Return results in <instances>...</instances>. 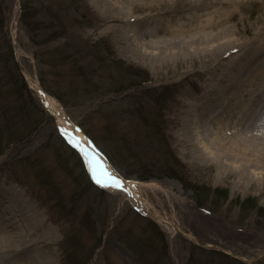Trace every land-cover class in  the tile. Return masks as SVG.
I'll use <instances>...</instances> for the list:
<instances>
[{"label": "rangeland", "instance_id": "374dc122", "mask_svg": "<svg viewBox=\"0 0 264 264\" xmlns=\"http://www.w3.org/2000/svg\"><path fill=\"white\" fill-rule=\"evenodd\" d=\"M84 1L92 22L71 27L66 35L75 33L81 44L93 45L113 68V77L124 78L116 85L134 77L118 76L124 69H138L146 81L95 95L94 85L82 81L85 75L77 74L69 53L62 50L64 39L35 46L20 20L19 0H0V203L10 206L12 198L15 205L19 197L20 210L8 221L15 236L29 233L33 244L24 257L32 251L30 264H264V220H258L256 211L264 210V0L227 6L231 12L205 30L213 36L196 45L191 41L203 34L197 32L201 19L212 10L204 0H164L161 7L150 0L133 5ZM140 24L149 29L137 33V42L131 29L139 31ZM223 24L230 25V36L219 34ZM171 37L179 41L150 40ZM251 38L254 42L245 44ZM42 47L47 77L57 71L70 80L57 86L69 87L78 100L82 97L80 105L67 109L44 90L72 123L82 121L87 131L101 134L110 120L118 132L141 141L143 153L132 154L126 168L108 161L134 180L133 192L93 182L88 162L58 129L36 86L35 56ZM12 57L23 78L17 77V83L5 70V60ZM20 78L23 96L17 88ZM102 81L114 86L109 78ZM106 101L112 103L102 105ZM96 108L89 120L85 113ZM199 112L207 116L200 133L216 138L207 149L185 133V122ZM156 123L164 126V138L179 161L175 166L208 192L206 204L213 203L215 189H225L226 198L219 200L224 204L214 211L197 205L191 188L151 167L157 157L148 140ZM142 162L150 163L143 174L138 167ZM248 198H254L255 209L239 212L238 201ZM13 258L0 249V264H12Z\"/></svg>", "mask_w": 264, "mask_h": 264}, {"label": "trees", "instance_id": "16d2710c", "mask_svg": "<svg viewBox=\"0 0 264 264\" xmlns=\"http://www.w3.org/2000/svg\"><path fill=\"white\" fill-rule=\"evenodd\" d=\"M86 8L90 9L84 0H38L35 2L33 0H20V20L24 27L29 30L30 40L35 46H43L47 45V43L50 41L64 39L61 46L62 50L69 53V60L74 62L73 68L75 69V71H77V74L85 75V79H83L84 77H80L82 81L84 83L86 82V84L94 85V88H92V90L95 95H99L100 97H102V95L105 93L118 92L123 88L125 89V87L127 86L129 87L136 85L137 82L141 83L146 81L148 77H146L143 72H138V69L133 68L129 71L124 69V74L117 75L125 77L127 74L131 73V75L133 74L134 77H128V79H126L125 77V79L128 81L126 84L124 83L116 85L117 81L123 77H113V74H115L113 68L109 67V65L107 66L105 61L103 62V57H99V53L92 49L93 45L89 47L84 46L80 43L81 39L78 38V35L75 33H71L74 37L66 35L69 28H79L87 23L92 22L94 17L90 15V12L87 11ZM65 44H68L69 46L65 47ZM39 50L41 52L39 51L40 54L35 56V63L37 65L36 67L42 87L47 92L55 95V97L67 109H69V107L71 106L73 107L74 105H80L82 102V97H80V100H78L79 94L69 93V87L61 89L56 84L63 81L64 84H69V79L65 78V76H60L57 71L55 72V77H47V65L45 66V64L47 63V52L43 50V47ZM13 58L14 57L5 60V70L8 72L9 76H11V73H13L12 80L14 83H17V77L22 78V76L18 68L14 70L16 66L14 65ZM50 63L52 62L50 61L49 64ZM107 67H109L110 70H107ZM21 78L18 80L19 86H17V88H19L18 90L22 91L23 96L25 84L22 81L23 78ZM108 78L110 79V81H108V84H114V86H105L106 82H103L102 80H108ZM112 78L114 80H112ZM108 102L112 103V101H106L103 102L102 105ZM98 111L99 108H96L92 111H87L85 114L86 116H89V120H91L93 114ZM160 117L162 118V114L160 115ZM81 123H79L81 129L90 137L95 145H97L106 154L107 158L115 164H120L126 168L129 165L128 161L131 159L132 154H137L136 156H138L140 152L143 153L144 151L139 147V144L141 143L140 140H131L130 136L125 131L121 132L118 129V132L117 128L110 122V120L107 121V126H105L106 129L104 132H101V134L90 133L89 131H87L82 121ZM154 127H152V134L150 140L148 141L151 142L150 146L151 148H153V154L157 157V160H152L153 166L151 165V167H155L158 174H163L169 177H177L184 187L191 188L196 194L194 198L197 205L203 206L210 211H214L217 204H224V201L222 203V201L219 200L220 198L221 200L226 198L225 189H215L212 198L213 203L206 204L205 200L209 197L208 192L202 191L203 186L190 181L188 178H186V175L181 172V169L175 166L179 164V161L173 155L168 140H165L164 138V126L156 123ZM99 139L103 140V144H100L101 142ZM2 149L3 147H0V151H2ZM149 166L150 163L148 165H144L142 162L138 166L140 168L139 170L142 171L140 173H145V169H147L146 167ZM83 172L86 175L85 170H83ZM124 172L126 175H128V171L126 172L124 170ZM143 178L147 179V177L145 176ZM86 179L89 181L87 175ZM254 206V198H248L244 199L243 201H238V207L240 208L239 212H248L252 210ZM256 211L258 213V216L260 217L258 220L263 223L264 210L262 208H259ZM87 224L88 223H86V225Z\"/></svg>", "mask_w": 264, "mask_h": 264}, {"label": "bare ground", "instance_id": "6f19581e", "mask_svg": "<svg viewBox=\"0 0 264 264\" xmlns=\"http://www.w3.org/2000/svg\"><path fill=\"white\" fill-rule=\"evenodd\" d=\"M128 2L129 4L133 5L136 1L139 0H122V2ZM151 3H153L155 6L157 5H164L166 3V1L164 0H150ZM206 1V3H208L209 7H211L212 10L209 11L210 15H207L206 17L201 19V24L202 27L199 28L197 30L198 33H203L200 36H198V39L196 40H192L191 42H194V44H200V43H204L206 40L210 39L213 35L212 32H205V30H209L210 26L213 25L215 22L222 20V16L224 15V12H231L229 9H227V6L231 5V4H240L242 0H204ZM146 3V2H145ZM147 4V3H146ZM161 7V6H160ZM169 9H171L170 7H167V11H170ZM154 10L150 11L153 12ZM130 18V17H128ZM126 18V19H128ZM167 18H163V20H167ZM129 20V19H128ZM126 20V22L128 21ZM168 21V20H167ZM162 21H159L158 23H156V25L161 24ZM230 25L228 24H223V27L221 28L219 34L221 35H225V36H230ZM140 28L139 31H136L135 28L131 29L132 32V38L133 40H136L137 42H140L138 40V37L140 36L139 34H137L138 32L142 31V29H149V27L145 24H140L138 26H136V28ZM203 27H207V28H203ZM152 28V27H150ZM262 36V37H261ZM178 37H171V38H165V39H160V40H152V38H150L151 41H155V42H163V43H170V42H174V41H179V39H177ZM260 38H262V40L264 41V30L261 32L260 34ZM196 42V43H195ZM254 42V38H251V40L247 41L245 44H252ZM37 88H39V86L36 83ZM40 89V88H39ZM40 91L42 92V100L45 103V105L47 106L48 110L54 115V117L56 118L57 121V126L58 129L61 128L66 129V132H63V134L65 135V137L67 138L69 135L74 136L76 139L78 140H82L83 141V147L86 151H91L92 155L95 157L98 156V154L96 153V151L93 149L90 140L86 137V135L79 129V128H74L71 126L70 123H68L65 119H63V109L61 108V105L57 102V100L49 94H46L44 91H42L40 89ZM230 101L227 100L225 102V106L228 107ZM200 114V115H199ZM199 116H201V113L199 112ZM199 116L197 117V115L193 114L190 118L189 121L185 122L184 128H186V135L187 134H191L193 138H199V142L201 143V145L204 148H208V146H210L211 140L216 139L214 136L208 137V134H211L210 132L207 131V135H204L202 133H200V129L199 127L202 125L203 121L202 118L207 116L205 114H203L201 116V118H199ZM204 130H206L205 128H203ZM243 146H246L244 142H241ZM240 143V144H241ZM211 147V146H210ZM251 147V146H250ZM247 149V146H246ZM244 150V154L245 151ZM248 150V149H247ZM89 151V152H90ZM81 152V151H80ZM210 152V151H209ZM82 154V153H81ZM216 154V153H215ZM240 153H235V155H239ZM83 155V154H82ZM241 155V154H240ZM99 157V156H98ZM88 159L85 157V160ZM105 163V167H107L108 169L112 170L113 172H115L116 174H118L120 177H122L126 183L124 184V188L127 189L128 191H132L133 192V188H134V180L131 178H124L123 175L115 170L113 168L112 165ZM18 196H16L14 198L15 200V205L11 202V200L13 201L12 198H10V206L9 205H5L3 203H0V207L3 208V210L0 212V249H2V251H4L6 254H8L9 256H13V262L12 264H30L29 263V259L32 258L31 252L29 251L27 253L28 257H24L25 256V248L28 249L29 245H32L33 242L29 240V233H26L24 235V237L22 236H15L13 234V225L12 222L8 221L10 218H14L17 214V211L20 210L19 207V200H18ZM9 199V197H8ZM18 208V209H17ZM158 220L160 222L165 221L162 216H157ZM167 221V220H166ZM28 222V220L26 221ZM31 223H29L30 225ZM30 229V228H28ZM28 235V236H27ZM24 255H23V254ZM26 255V256H27Z\"/></svg>", "mask_w": 264, "mask_h": 264}, {"label": "snow or ice", "instance_id": "6c2138e0", "mask_svg": "<svg viewBox=\"0 0 264 264\" xmlns=\"http://www.w3.org/2000/svg\"><path fill=\"white\" fill-rule=\"evenodd\" d=\"M62 132H66V129L61 128ZM69 142L73 144L81 153L88 158V167L91 172L92 178L95 182L102 187H118L123 189L126 181L120 177L118 174L108 169L107 167L100 164L98 160L94 158L91 152L86 151L83 147V141L76 139L74 136L69 135L67 137Z\"/></svg>", "mask_w": 264, "mask_h": 264}, {"label": "water", "instance_id": "95a60500", "mask_svg": "<svg viewBox=\"0 0 264 264\" xmlns=\"http://www.w3.org/2000/svg\"><path fill=\"white\" fill-rule=\"evenodd\" d=\"M37 84H38L39 88H40L42 91H44V89L42 88V86H41V84H40V82H39L38 77H37ZM44 92H45V91H44ZM45 93H46V92H45ZM63 116H64L63 118H64L65 120L70 121V120H69V117H68L66 114H64Z\"/></svg>", "mask_w": 264, "mask_h": 264}]
</instances>
